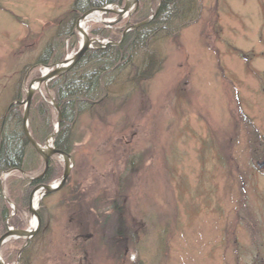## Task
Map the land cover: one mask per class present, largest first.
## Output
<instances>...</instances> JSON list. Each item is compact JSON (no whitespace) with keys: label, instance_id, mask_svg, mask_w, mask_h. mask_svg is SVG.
Listing matches in <instances>:
<instances>
[{"label":"rangeland","instance_id":"rangeland-1","mask_svg":"<svg viewBox=\"0 0 264 264\" xmlns=\"http://www.w3.org/2000/svg\"><path fill=\"white\" fill-rule=\"evenodd\" d=\"M75 1L0 0V137L7 111L42 74L48 44L58 45L63 59L78 50V31L62 45L56 36ZM158 4L139 0L137 10L149 19ZM176 9L162 36L148 43L157 54L153 74L136 84L128 66L111 85L116 97L105 95L94 113L77 118L68 180L58 191L39 190L41 226L23 264H264V164L257 167L264 161V0H183ZM125 21L109 27L93 19L87 28L107 48L123 38ZM133 63L142 66L141 56ZM44 88L32 101L51 107L52 134L58 104ZM35 159L29 155L28 172L0 174L8 229H32L33 190L57 187L63 177V158L55 156L56 176L32 186L25 206L24 188L44 169ZM121 224L137 233L134 241L116 232ZM25 242H5L2 259L21 264Z\"/></svg>","mask_w":264,"mask_h":264},{"label":"trees","instance_id":"trees-1","mask_svg":"<svg viewBox=\"0 0 264 264\" xmlns=\"http://www.w3.org/2000/svg\"><path fill=\"white\" fill-rule=\"evenodd\" d=\"M156 1L160 3V8L158 9L159 11L155 18L151 20L149 24L135 29L134 31L127 32L120 46L113 45L108 46L107 48L88 50L68 72L55 77L49 82L48 89L53 93L55 97L54 99L61 112V127L55 140V147L67 151L68 153L71 152L69 145L74 139L75 130L73 129L78 120L77 118L89 110L94 113L93 110L95 107L99 106L104 100H106V98H104L105 95L111 94L112 92L113 96L114 91L111 85L115 82L116 74L125 71L128 66H132L131 71H133L132 75H134L131 77V80L132 82L135 81L136 84H140V81L147 79L153 74L154 68L156 67V64H158L156 62L157 54L150 48L148 43H150L154 37L158 38L162 36L160 30L163 28L164 24L169 23L167 19H169L173 13L177 14V4L183 0ZM122 2L123 0H76L70 14L60 22L59 29L62 30V32H59L56 36L61 39V43H58L62 45L64 39L71 36L75 28V20L82 15V13L93 8L104 7L107 4H122ZM141 13V8H139L136 13L137 22L144 21L147 17V14L143 15ZM172 17H174V15H172ZM172 17H170V19ZM100 31L101 30H93V32H97V34L100 33ZM105 31L107 30H104L102 33L103 36L108 35V32ZM137 55L141 56L142 66H134L133 58ZM63 57L64 54L60 51L59 46L54 42H50L39 57V62H43L41 65H47L52 61L63 59ZM110 100L113 101L111 97ZM123 103L124 101L120 107H123L126 102ZM50 108L51 107H49L44 101L37 104L35 101H32L31 109L29 110L30 132L40 143H43L42 140H45V138L51 133L50 130H52V120L50 119L49 113ZM7 113V116L9 117L6 116V118L12 120L10 118L13 117L16 125L15 123L8 125L7 120L0 137V174L11 172L13 170L28 172L30 165L28 161L29 155L35 157L36 161L39 160L40 156L27 142L22 128L19 127L23 122L19 105H13ZM39 116H43L44 123L42 122L40 125H35L34 120ZM46 116L49 122H45ZM56 174L57 168L51 161L46 174L40 179L30 181V183H28L29 188H24L25 191L24 194H22L24 201L23 204L25 206L28 204V196L32 186L34 187V185L37 184L48 183L54 179ZM9 196L12 202H17L16 204L18 206L19 202L17 199L11 197V194ZM122 210L123 208L116 207V211L123 212ZM10 213V207L7 206L6 200L2 195L0 183V237L8 230L6 222L7 219H9L8 216ZM120 219H122L121 222L125 224L127 223L124 214ZM17 222V220L12 219V225L17 227ZM125 224H121L116 232H119L120 236L126 238V241L124 242L127 244L129 240L134 241V239L137 238V233H134L133 231V235L132 231L129 230L130 227L126 229L127 227ZM26 253L25 248L21 255V264L25 261L24 257ZM4 261L8 264L11 261L13 262V258L12 256H9V258Z\"/></svg>","mask_w":264,"mask_h":264},{"label":"water","instance_id":"water-1","mask_svg":"<svg viewBox=\"0 0 264 264\" xmlns=\"http://www.w3.org/2000/svg\"><path fill=\"white\" fill-rule=\"evenodd\" d=\"M125 1H126L125 5L120 9L97 8V9H91V11L89 10V11L83 13V15L78 19L77 25H76L77 31H79L83 37L82 44H80L78 51L75 54H73L72 56L65 58L61 62L46 65L45 67L49 69V72L45 75H41L40 77H36V78L31 79V81L28 85V88L26 89L25 100L18 102L19 104H23L25 106V109L23 110L24 113H23V119H22V121H23L22 122V128H23L25 138L28 141V143L32 145L35 152H37L42 157V159L44 161V171L42 174L37 176V179L41 178L48 171L50 160L54 156H60L63 158L64 164H65V169H64L63 177L59 182L60 183L59 186L57 185V187H54V186L49 185V184H41V185H38L33 190L32 194H31L30 202L28 204L29 205V212L38 219L37 226L30 229V230L29 229L28 230L15 229L13 227L9 228L8 231L0 237V251H1V248L5 242H7L8 240L15 238V237L16 238L22 237V238L26 239V242L23 245L22 250L25 248V246L28 242V239L35 236L38 233L40 226H41V219H40L39 215L37 214L36 206H34L35 194H37V192L39 190H43V189L46 190V192H45L46 194L51 193L53 191H58L59 189H61L65 185V183L67 182L68 176L70 174L69 171L72 168V165H71V162L73 161L72 155L69 154L67 151L61 150L59 148H55V139L58 135V132L60 129V123H61V120H60L61 119V112H60V110L56 104H53V107H55L57 112H58L57 130L55 132H53L45 140V142L43 144L37 142V140L32 136L31 132H29L30 131V129H29L30 111L29 110H30L32 98H33L36 91L41 90L42 85H44V87H45L44 89H46L48 87V83L54 77L60 76V75L64 74L65 72L69 71L84 56V54L89 49L93 48L92 44L100 43V40L98 38L90 37V35L86 32V30H84L81 27L80 23L82 21H84L85 19H87L88 16L92 12L101 11L102 13H112V14L117 15V18L114 20H107V19L102 17V20L100 19V22L102 24L109 25V26H111L112 24L116 25V24H118V22L123 21V19L126 16L131 17V15L135 12V10H137V7L139 5V0H125ZM158 9H159V7L156 9L155 13L149 19H146L142 22L134 24V25L130 26L129 29L134 30V29H137V28H139L145 24H148L150 22V20H152V18L156 14V12H158ZM121 41H119V42L113 41L110 44L119 45L121 43ZM2 130H3V127H2ZM263 164H264V162L261 163L260 165L262 166ZM33 179H35V178H33ZM1 258L2 257L0 254V264H6L4 262V260Z\"/></svg>","mask_w":264,"mask_h":264},{"label":"bare ground","instance_id":"bare-ground-1","mask_svg":"<svg viewBox=\"0 0 264 264\" xmlns=\"http://www.w3.org/2000/svg\"><path fill=\"white\" fill-rule=\"evenodd\" d=\"M102 16H103V13H101L100 11H97V12H92L89 16H88V18L85 20L86 22L84 23L85 24V26H87L89 23H91L92 21H93V19H95V20H99V22H100V19L102 20ZM84 24H82L83 26H84ZM84 26V27H85ZM81 36H80V41H81ZM45 72H47V70H45ZM41 192H38L37 194H35V196H34V206H36L37 204H38V202H39V200H40V198H41V194H40ZM36 221L34 220L33 221V224L31 225L32 226V228H34V227H36Z\"/></svg>","mask_w":264,"mask_h":264},{"label":"flooded vegetation","instance_id":"flooded-vegetation-1","mask_svg":"<svg viewBox=\"0 0 264 264\" xmlns=\"http://www.w3.org/2000/svg\"><path fill=\"white\" fill-rule=\"evenodd\" d=\"M124 28H125V27H124ZM120 33H122V29H121ZM259 162H262V160H261V161H258V163H259ZM258 168H259V167H258Z\"/></svg>","mask_w":264,"mask_h":264}]
</instances>
